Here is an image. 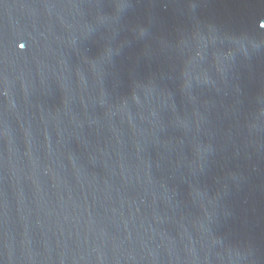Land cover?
I'll return each mask as SVG.
<instances>
[{"label":"water","instance_id":"obj_1","mask_svg":"<svg viewBox=\"0 0 264 264\" xmlns=\"http://www.w3.org/2000/svg\"><path fill=\"white\" fill-rule=\"evenodd\" d=\"M0 264H264V0H0Z\"/></svg>","mask_w":264,"mask_h":264}]
</instances>
